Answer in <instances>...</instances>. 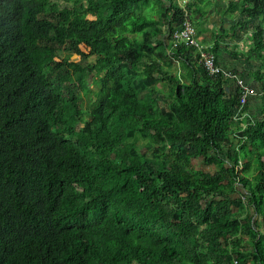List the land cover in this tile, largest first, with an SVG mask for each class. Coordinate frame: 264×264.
Returning <instances> with one entry per match:
<instances>
[{
    "label": "trees",
    "instance_id": "trees-1",
    "mask_svg": "<svg viewBox=\"0 0 264 264\" xmlns=\"http://www.w3.org/2000/svg\"><path fill=\"white\" fill-rule=\"evenodd\" d=\"M203 9L185 11L196 22ZM185 11L175 0H0V264H264V101L243 119L235 81L172 45ZM225 11L233 36L251 27L244 57L256 69L245 76L211 51L264 100V0ZM160 47L182 72L147 61Z\"/></svg>",
    "mask_w": 264,
    "mask_h": 264
},
{
    "label": "crops",
    "instance_id": "crops-1",
    "mask_svg": "<svg viewBox=\"0 0 264 264\" xmlns=\"http://www.w3.org/2000/svg\"><path fill=\"white\" fill-rule=\"evenodd\" d=\"M191 1V0H189ZM195 1L198 6L200 5V8L204 7L203 13L205 10V16L202 15V13L199 14V19H197V31L199 33V36L202 38V40L212 47L219 46L218 49V60L219 62L228 69L233 70H239L243 74L246 73L245 76H249L250 72L256 69V65L249 62L245 59L244 56H239L237 54V47L232 46V39L234 38L233 33H231V28L237 19L234 15H226V8L228 1L223 2H216L208 5L206 2L202 3L201 0H192ZM199 22V23H198ZM203 22V24H202ZM199 27V28H198ZM201 28V29H200ZM200 29V30H198ZM218 29H221L222 33H231V34H225L223 37L218 38L216 35L215 37L212 36L213 31H217ZM163 31L165 33V37H168V29L163 28ZM219 35L222 33L216 32ZM218 38V39H217ZM156 40V39H155ZM158 43V42H157ZM249 43V42H248ZM161 48V47H160ZM255 67V68H254ZM250 81V84L256 91V95L249 100V113L251 119H258L260 117L261 110L258 109L259 106H263V97H262V87L258 85L257 81H254L251 77L247 78ZM231 89H228V91L232 90L235 91L237 86L234 82H230ZM258 110V111H257Z\"/></svg>",
    "mask_w": 264,
    "mask_h": 264
},
{
    "label": "built area",
    "instance_id": "built-area-1",
    "mask_svg": "<svg viewBox=\"0 0 264 264\" xmlns=\"http://www.w3.org/2000/svg\"><path fill=\"white\" fill-rule=\"evenodd\" d=\"M187 2L188 0H182V3H180L184 9H186ZM171 42L175 47H178L180 44H185L188 47L194 46L197 48L199 62L203 65L210 76H218L221 73L225 77L231 79V81H235V84L241 94V106L238 110L239 112L243 110L248 100L252 96L256 95V91L248 82L236 76L234 73L232 74L229 71L223 70L222 67L217 64L216 55L213 51H211L213 47L203 43L198 37L196 27L192 21L191 13L189 11H185L181 26L174 32L171 37Z\"/></svg>",
    "mask_w": 264,
    "mask_h": 264
},
{
    "label": "rangeland",
    "instance_id": "rangeland-1",
    "mask_svg": "<svg viewBox=\"0 0 264 264\" xmlns=\"http://www.w3.org/2000/svg\"><path fill=\"white\" fill-rule=\"evenodd\" d=\"M176 2H181V0H175ZM203 24V22H202ZM251 28V27H249ZM249 28H242L239 26L238 31H236V35L234 36V38L232 39V46L237 47L236 51L237 54L241 57V56H245L247 57L248 55V51L250 50V42L248 41V37L251 36V33L248 31ZM213 32H219L222 33L221 29H218L217 31H213ZM211 34V33H209ZM227 34H231L228 33ZM128 37H131L130 35H127ZM201 39V37H199ZM249 42V43H248ZM154 46V45H153ZM83 51H86L84 49V46H81ZM63 56H67L70 55V58L76 62H78L81 58L80 56L76 55L75 53H71L69 51H65L62 53ZM170 53L168 51L163 52L161 50V48L156 49L155 53L151 54L148 56L147 61H157L161 64H163V66L166 68V70H168L171 74L175 75L177 73L182 72V70H184V66L182 64V62H178L177 60H174L171 63V66H168L169 60H170ZM169 59V60H168ZM89 61H94V58H89ZM171 62V60H170ZM249 62L253 63L255 65V60H249ZM255 68V67H254ZM91 88L95 89V86L92 85ZM157 88H161V83H158ZM96 100V97L92 94L91 95V99L87 98L85 96V101H84V107L89 110L91 107L92 102H94ZM91 101V104H90ZM261 107L259 106L258 109H260ZM258 111V110H257ZM73 113V111H71ZM251 119V118H250ZM146 143L145 139L141 138L140 139V145H139V152L142 151L143 153L145 152L147 155H151V151L153 149L152 145H147V147H144V144Z\"/></svg>",
    "mask_w": 264,
    "mask_h": 264
},
{
    "label": "clouds",
    "instance_id": "clouds-1",
    "mask_svg": "<svg viewBox=\"0 0 264 264\" xmlns=\"http://www.w3.org/2000/svg\"><path fill=\"white\" fill-rule=\"evenodd\" d=\"M188 2H189V0H188ZM180 3H182V0H181V2H177V4L183 9V11H185V9L181 6V4ZM63 4H66L67 5V3H63ZM62 4V5H63ZM186 5H187V3H186ZM65 7H68V6H65ZM192 17V16H191ZM88 18L89 19H95V17H93V16H88ZM192 20H193V17H192ZM194 21V20H193ZM194 25H195V27H196V30H197V26H196V23L194 22ZM197 33H198V31H197ZM198 37H200V36H198ZM81 46H84V49L86 50V51H83L82 50V47ZM80 49L83 51V52H85V53H89V49H87V47L84 45V44H81L80 46ZM76 55H78V56H80L79 54H77V53H75ZM67 56H70V55H67ZM66 57V56H65ZM80 60L78 61V62H80V61H82V57L80 56ZM90 58H94V60H95V57L94 56H92V57H90ZM56 61H59L60 59H58V58H56L55 59ZM70 60H72L71 58H70ZM74 61V60H73ZM88 62H93V61H89V60H87ZM74 62H76V61H74ZM81 63H84L83 61L81 62ZM248 102H249V100H248ZM85 108V107H84ZM86 109V108H85ZM238 113H240L239 111H238ZM247 118H249L250 119V115L249 114H247V113H244L243 114V119H247ZM251 120V119H250ZM134 264H136V263H134Z\"/></svg>",
    "mask_w": 264,
    "mask_h": 264
}]
</instances>
